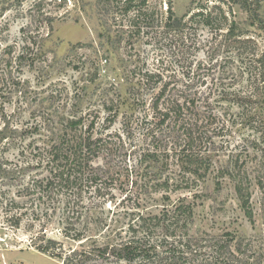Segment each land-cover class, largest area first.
<instances>
[{
  "label": "trees",
  "instance_id": "1",
  "mask_svg": "<svg viewBox=\"0 0 264 264\" xmlns=\"http://www.w3.org/2000/svg\"><path fill=\"white\" fill-rule=\"evenodd\" d=\"M134 1L124 0L121 8L125 15L132 11L130 25L147 16L146 26H152V15L134 8ZM238 4L252 14L264 40V17L248 0ZM226 13L202 6L192 18L205 27L216 24L215 42L219 36L244 42L235 21L218 26ZM185 16L177 17L170 5L164 32L184 30ZM34 38L24 35L17 44L0 32V154L8 146L20 149L17 162L0 160V204L17 227L26 222L39 228L36 251L63 264L264 263L255 246L233 231L194 229L200 182L210 176L218 192L228 178L245 217L255 221L247 157L264 146V50L258 59H240L247 79L256 75L259 94L225 88L224 72L213 70L209 58L195 66L176 64L172 72L125 69L129 99L116 88L115 96L97 92L84 105L83 96L42 97L29 84L25 71L46 54V38ZM102 71L96 67L95 78L109 77ZM84 87L92 97L89 84ZM16 98L18 105L38 107L21 125L13 117L22 106L5 109Z\"/></svg>",
  "mask_w": 264,
  "mask_h": 264
},
{
  "label": "rangeland",
  "instance_id": "2",
  "mask_svg": "<svg viewBox=\"0 0 264 264\" xmlns=\"http://www.w3.org/2000/svg\"><path fill=\"white\" fill-rule=\"evenodd\" d=\"M111 1L0 0V32L9 42L22 44V37L28 34H32L34 40L46 38V54L37 62L35 69L26 70L24 74L34 90L43 92L42 97L62 92L70 98L83 96L86 100L84 105H89L97 99V92L108 90L107 93L113 97L118 88L127 100L129 84L125 69L130 70L137 65L160 70L170 68L167 72H172L176 64L188 66L193 63L195 66L198 61H210L209 58L213 70L217 68L224 72L222 82L225 88L248 96L258 93L256 75L253 73L247 79L240 59H258L264 50V40L262 32L253 25L252 14L238 4L241 0H135L134 8L141 6L143 12L148 17L152 15L155 21L152 26H146L145 16L143 19L146 20L137 21V24L141 23L134 27L130 25L132 11L125 15L121 9L124 0ZM248 3L253 4L255 11L264 17V0H248ZM170 5L177 17L186 15L183 19L185 29L181 32H164ZM202 6L212 10L219 6L226 10L227 17L218 16V26L227 28L235 21L236 35L242 33L245 41H236L237 36L222 39L219 36L215 42L216 35L212 31L216 24L205 27L197 22L198 19L192 18V14ZM99 66L107 71H102V74L107 73L109 77L98 75L95 78L94 70ZM93 78L95 82L91 81ZM88 84L92 97L83 91ZM18 106H22V110L17 111L13 118L20 125L28 121L31 112L38 108L36 104L18 105L17 98L5 103L8 113L17 110ZM236 140H239L238 134ZM29 141L25 140L23 146ZM19 150V145L6 147L0 154V160L17 162ZM247 162L248 171L254 177L251 202L255 221L252 223L245 217L232 182L224 179V187L218 192L214 189L213 176H210L208 182H200L202 192L196 198L194 229L216 233L233 231L250 241L264 258V146L255 154L250 153ZM14 164L7 165L12 167ZM117 193L120 198V191ZM5 212V205L0 204V264H63L32 247L39 228H30L26 222L17 227L8 220L9 215Z\"/></svg>",
  "mask_w": 264,
  "mask_h": 264
}]
</instances>
